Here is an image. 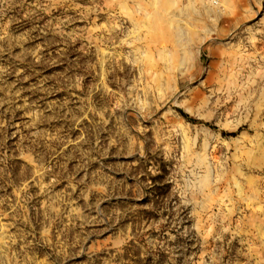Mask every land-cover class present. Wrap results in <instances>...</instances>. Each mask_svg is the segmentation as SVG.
Segmentation results:
<instances>
[{"label":"rangeland","instance_id":"rangeland-1","mask_svg":"<svg viewBox=\"0 0 264 264\" xmlns=\"http://www.w3.org/2000/svg\"><path fill=\"white\" fill-rule=\"evenodd\" d=\"M216 1L0 0V264H264V0Z\"/></svg>","mask_w":264,"mask_h":264},{"label":"bare ground","instance_id":"bare-ground-1","mask_svg":"<svg viewBox=\"0 0 264 264\" xmlns=\"http://www.w3.org/2000/svg\"><path fill=\"white\" fill-rule=\"evenodd\" d=\"M217 2L219 3V0Z\"/></svg>","mask_w":264,"mask_h":264},{"label":"built area","instance_id":"built-area-1","mask_svg":"<svg viewBox=\"0 0 264 264\" xmlns=\"http://www.w3.org/2000/svg\"><path fill=\"white\" fill-rule=\"evenodd\" d=\"M215 1H216V0H215ZM217 1H218V0H217ZM217 1H216V2H217Z\"/></svg>","mask_w":264,"mask_h":264}]
</instances>
